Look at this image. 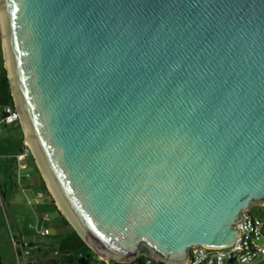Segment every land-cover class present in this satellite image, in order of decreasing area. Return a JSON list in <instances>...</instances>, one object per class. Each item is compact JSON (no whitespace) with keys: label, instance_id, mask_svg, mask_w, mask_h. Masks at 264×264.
Here are the masks:
<instances>
[{"label":"water","instance_id":"water-1","mask_svg":"<svg viewBox=\"0 0 264 264\" xmlns=\"http://www.w3.org/2000/svg\"><path fill=\"white\" fill-rule=\"evenodd\" d=\"M21 125L103 258L181 264L264 202V0H0Z\"/></svg>","mask_w":264,"mask_h":264},{"label":"rangeland","instance_id":"rangeland-1","mask_svg":"<svg viewBox=\"0 0 264 264\" xmlns=\"http://www.w3.org/2000/svg\"><path fill=\"white\" fill-rule=\"evenodd\" d=\"M5 69L9 75L0 20V77ZM18 124V122L5 123L2 121V106L0 105V190L5 194L2 196L0 191V264H25L24 257L20 256L19 259L17 254L14 235H17L15 237L18 239L22 235L27 243L33 241L60 242L63 238L60 234H66L74 227L70 221L69 223L64 221L66 214L60 208L47 180L43 177L49 192L46 195L40 167L37 177L35 174L28 177L24 169L27 164L32 163L30 156L21 162L24 166L22 169L19 161L14 157L17 151L25 145L24 130L22 125ZM25 143L30 146L28 140ZM28 155L34 156L32 148ZM29 170L32 171V169ZM41 190L45 195L38 197L37 194ZM251 207L255 215L264 221V206L261 202ZM42 228H49L51 232L45 233ZM99 257L103 258L100 255ZM26 260H29V257H26ZM39 262L40 258L36 257L34 263L40 264ZM255 264H264V259H257Z\"/></svg>","mask_w":264,"mask_h":264},{"label":"built area","instance_id":"built-area-1","mask_svg":"<svg viewBox=\"0 0 264 264\" xmlns=\"http://www.w3.org/2000/svg\"><path fill=\"white\" fill-rule=\"evenodd\" d=\"M20 120L21 114L16 105L6 104L2 106L3 122L19 123ZM30 149V146L25 143L15 155L21 169L24 167L21 162L28 156ZM37 195L42 197L44 192L40 191ZM260 202L264 206V202ZM250 209L245 211L243 219L238 223L242 229V234L234 244L226 247L195 246L191 249L190 259L181 264H255L257 259H264V221ZM44 217L46 218V216ZM42 229L43 232L49 233V228ZM102 259L104 261L97 264H172L148 255H141L132 261Z\"/></svg>","mask_w":264,"mask_h":264},{"label":"trees","instance_id":"trees-1","mask_svg":"<svg viewBox=\"0 0 264 264\" xmlns=\"http://www.w3.org/2000/svg\"><path fill=\"white\" fill-rule=\"evenodd\" d=\"M6 104L16 105L7 70L5 69L4 74L0 77V105ZM45 189L46 195H48L49 192L46 187ZM0 191L2 196H4V192ZM251 209L250 211L253 212ZM64 221L69 223L67 217H64ZM60 235L63 237L60 242L46 241L44 243L38 241L27 243L22 235L20 239L15 237L17 235H14L19 259L20 256H23L25 264H35L36 257L40 258V264H97L104 261L74 227L68 233ZM26 257H29V260H26Z\"/></svg>","mask_w":264,"mask_h":264},{"label":"crops","instance_id":"crops-1","mask_svg":"<svg viewBox=\"0 0 264 264\" xmlns=\"http://www.w3.org/2000/svg\"><path fill=\"white\" fill-rule=\"evenodd\" d=\"M18 125H21L20 124V122H19V124ZM24 130V129H23ZM23 140H24V144H25V142H26V136H25V132H24V134H23ZM24 146V145H23ZM22 146V147H23ZM21 149V148H20ZM19 149V150H20ZM18 150V151H19ZM17 151V152H18ZM17 154V153H16ZM15 154V155H16ZM15 155H14V157H15ZM30 156V158L32 159V163L29 165V164H27V166L25 167V171H26V173H27V176L29 177V176H32L33 174H35L36 175V177H37V172L39 171V165H38V163H37V161H36V159H35V157L33 156V155H28L24 160H26L28 157ZM29 169H32V171H30ZM40 173V172H39ZM43 174H41V180H42V182H43V184H44V187H46L45 186V182H44V180H43ZM42 191V190H41ZM21 236V235H20Z\"/></svg>","mask_w":264,"mask_h":264}]
</instances>
